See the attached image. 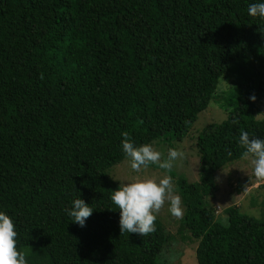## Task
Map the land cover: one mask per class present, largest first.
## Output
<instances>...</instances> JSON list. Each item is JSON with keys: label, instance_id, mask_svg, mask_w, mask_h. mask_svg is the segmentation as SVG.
I'll return each mask as SVG.
<instances>
[{"label": "trees", "instance_id": "trees-1", "mask_svg": "<svg viewBox=\"0 0 264 264\" xmlns=\"http://www.w3.org/2000/svg\"><path fill=\"white\" fill-rule=\"evenodd\" d=\"M251 2L0 0V210L27 264H168L176 237L197 243L199 264H264V217L211 202L215 174L243 159L240 133L264 138V19ZM214 100L227 118L196 136L198 182L176 180V236L159 217L144 236L121 232L108 171L129 159L123 133L166 159ZM78 197L94 209L84 226L66 211Z\"/></svg>", "mask_w": 264, "mask_h": 264}, {"label": "clouds", "instance_id": "clouds-1", "mask_svg": "<svg viewBox=\"0 0 264 264\" xmlns=\"http://www.w3.org/2000/svg\"><path fill=\"white\" fill-rule=\"evenodd\" d=\"M248 14L264 19V0H253L248 5ZM251 99L255 100V96ZM121 141L123 153L129 158L130 168L141 173L151 164H157L163 170H171L174 161L182 155L176 148H169L167 158L162 159L161 151L151 143L137 146L128 139V134ZM239 142L244 146L242 158L251 157L253 173L258 179L264 180V138L250 137L247 131L240 133ZM110 194L111 201L120 210L119 225L121 232L138 233L143 236L155 230L156 213L167 202L168 211L173 217H182L184 209L181 197L174 192L173 178L164 174L158 179L146 177L125 179ZM66 209L71 221L84 226L93 208L81 197L70 202ZM16 226L13 218L0 210V264H27L26 256L17 247Z\"/></svg>", "mask_w": 264, "mask_h": 264}, {"label": "rangeland", "instance_id": "rangeland-1", "mask_svg": "<svg viewBox=\"0 0 264 264\" xmlns=\"http://www.w3.org/2000/svg\"><path fill=\"white\" fill-rule=\"evenodd\" d=\"M229 88L230 81L221 80L218 85L217 98L223 97V93L227 92ZM255 117L256 119H262L264 117V99L258 103ZM226 118L227 114L220 108L216 100L212 101L207 109L199 114L188 137L176 144V149L181 152L182 155L174 161L173 168L168 170V175L173 178L175 194L178 195L176 187V180L178 177L186 179L189 183L198 182L201 160L195 146L197 134L205 127L221 123ZM152 145L155 149L160 151V148L155 143ZM108 174L113 180L120 184V181L125 179L142 177L158 179L160 176L167 173L152 167L143 169L141 173H135L130 168L129 159H126L113 166L108 171ZM215 181L217 192L213 200H211L214 208L219 207L221 210H224L236 204L243 214L258 219L264 217V189L259 187L264 184V180L258 179L254 175L251 157L235 161L233 164L217 172L215 174ZM156 216L165 224L170 234L175 237L182 217H173L168 211L167 202L161 210L156 213ZM220 216H223V213ZM176 238H178L177 241L170 243L169 248L161 253L160 258L162 259L163 257L165 261L167 259L168 264H199L195 253L197 243L195 241H183L180 240L179 237Z\"/></svg>", "mask_w": 264, "mask_h": 264}]
</instances>
